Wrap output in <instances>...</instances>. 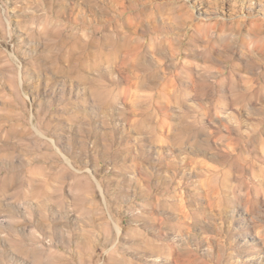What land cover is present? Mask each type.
<instances>
[{
    "label": "rangeland",
    "instance_id": "obj_1",
    "mask_svg": "<svg viewBox=\"0 0 264 264\" xmlns=\"http://www.w3.org/2000/svg\"><path fill=\"white\" fill-rule=\"evenodd\" d=\"M0 264H264V0H0Z\"/></svg>",
    "mask_w": 264,
    "mask_h": 264
},
{
    "label": "bare ground",
    "instance_id": "obj_2",
    "mask_svg": "<svg viewBox=\"0 0 264 264\" xmlns=\"http://www.w3.org/2000/svg\"><path fill=\"white\" fill-rule=\"evenodd\" d=\"M92 4V3H91ZM100 46H108L110 47L111 49L113 48L114 50L117 51V48H119V42L118 43H115V42H111L109 41L108 43H106L105 41H102L101 43H99ZM59 58V57H58ZM68 61V66H69V69H68V72L71 73V74H74V71L76 70H73L74 68L71 66V62H70V59L67 60Z\"/></svg>",
    "mask_w": 264,
    "mask_h": 264
}]
</instances>
